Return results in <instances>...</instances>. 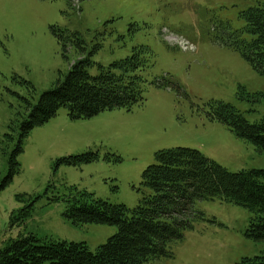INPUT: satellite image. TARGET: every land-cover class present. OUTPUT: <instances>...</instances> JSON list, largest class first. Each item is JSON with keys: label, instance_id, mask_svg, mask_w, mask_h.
Segmentation results:
<instances>
[{"label": "rangeland", "instance_id": "374dc122", "mask_svg": "<svg viewBox=\"0 0 264 264\" xmlns=\"http://www.w3.org/2000/svg\"><path fill=\"white\" fill-rule=\"evenodd\" d=\"M257 7L264 0H0V252L29 235L96 252L118 228L78 227L69 206L90 194L135 209L153 194L143 175L160 151L197 150L230 173L264 170V151L212 117L219 103L251 125L264 119V75L209 39L210 11L242 31L243 14ZM133 56L143 64L127 76L140 77L142 105L79 120L62 107L23 135L32 107L75 62L89 60L96 78L121 75L113 66ZM194 212L174 256L149 264H243L264 254L248 236V208L198 201Z\"/></svg>", "mask_w": 264, "mask_h": 264}, {"label": "trees", "instance_id": "16d2710c", "mask_svg": "<svg viewBox=\"0 0 264 264\" xmlns=\"http://www.w3.org/2000/svg\"><path fill=\"white\" fill-rule=\"evenodd\" d=\"M210 13L211 42L238 51L264 75V7L252 8L243 14L247 26L242 31L234 30L228 21H221L214 11ZM247 34L251 39H246ZM138 56L113 66L121 75L109 70L96 78L88 74L90 61L78 60L65 79L58 81L32 107L23 135L48 123L62 107L69 109L72 119L79 120L108 110H133L142 105L145 99L138 82L140 77L127 76L143 64ZM214 105L213 119L264 151V119L251 125L230 105ZM92 159L86 155L76 160ZM156 161L143 175L144 184L153 194L146 196L135 209L114 206L90 194H82L69 206L66 217L78 227L97 224L118 228L117 234L96 252L86 243L41 240L29 235L12 241L1 251L0 264H149L172 258L173 244L183 240L186 228L196 218L194 205L198 201L221 200L248 208L253 213L248 236L264 243V170L230 173L201 152L189 148L160 151ZM11 166L16 172L15 156ZM243 264H264V254Z\"/></svg>", "mask_w": 264, "mask_h": 264}]
</instances>
